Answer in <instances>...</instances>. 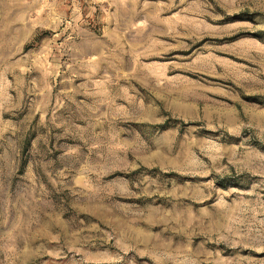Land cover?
Wrapping results in <instances>:
<instances>
[{"label": "rangeland", "instance_id": "obj_1", "mask_svg": "<svg viewBox=\"0 0 264 264\" xmlns=\"http://www.w3.org/2000/svg\"><path fill=\"white\" fill-rule=\"evenodd\" d=\"M60 1L0 0V264H264V0Z\"/></svg>", "mask_w": 264, "mask_h": 264}, {"label": "crops", "instance_id": "obj_2", "mask_svg": "<svg viewBox=\"0 0 264 264\" xmlns=\"http://www.w3.org/2000/svg\"><path fill=\"white\" fill-rule=\"evenodd\" d=\"M59 4L71 8V10L74 9L76 15L74 13H71V15L74 14L75 17L78 12L83 14L93 13L94 17L101 21L102 39L117 37L119 40H124V47L126 45L138 46L136 42L132 44L127 42V39H132L130 34H133L136 39L135 36L142 32L139 23L143 21L159 23V21L172 20L171 16L161 17L157 13L142 15L141 0H68L67 2L61 0ZM77 18H79V15ZM147 30L152 31L151 28ZM149 39L155 40L157 37H150Z\"/></svg>", "mask_w": 264, "mask_h": 264}]
</instances>
